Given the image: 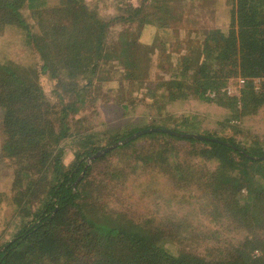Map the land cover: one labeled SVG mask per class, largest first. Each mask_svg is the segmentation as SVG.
Wrapping results in <instances>:
<instances>
[{
  "label": "trees",
  "instance_id": "trees-1",
  "mask_svg": "<svg viewBox=\"0 0 264 264\" xmlns=\"http://www.w3.org/2000/svg\"><path fill=\"white\" fill-rule=\"evenodd\" d=\"M209 1L0 0L2 50L3 37L16 31L32 51L28 63L0 53V214L13 207L19 216L12 240L0 246V264H264V159L246 155L264 156V139L252 141L228 128L264 106V0H231L230 29L209 30L201 52L199 46L174 58L177 49L167 48L162 65L171 64L170 77L161 81L166 95L159 97V82L147 86L144 99L115 101L125 111L157 107L159 114L147 108L141 126L106 132L80 116L79 108L91 104V121L96 118L102 98L97 87L112 82L116 64L129 68L127 80H139L150 68L151 39L178 43L185 23L196 21L195 10ZM119 25L136 26L151 39L121 40ZM43 78L50 81L52 99ZM231 80L240 86L239 96L226 88ZM189 98L228 110L223 128H205L196 113L171 110ZM153 128L224 143L154 131L94 156ZM68 138L80 145L73 167L65 169L62 143ZM146 139L157 144L141 154L134 149L131 166L97 168L109 167L114 152ZM4 169L11 171L5 188ZM138 173L151 191L159 187L158 194L190 204L188 217L199 224L187 217L155 221L145 210L140 219L134 208L126 212L105 199ZM138 204L149 210L148 202ZM189 229L198 232L199 246L197 235L187 236Z\"/></svg>",
  "mask_w": 264,
  "mask_h": 264
},
{
  "label": "rangeland",
  "instance_id": "rangeland-1",
  "mask_svg": "<svg viewBox=\"0 0 264 264\" xmlns=\"http://www.w3.org/2000/svg\"><path fill=\"white\" fill-rule=\"evenodd\" d=\"M78 1V0H76ZM79 1H89V0H79ZM231 0H211L208 2V5L203 9V11L195 10L198 15L193 18L196 21L186 22V29L184 26V32L182 34L181 39L178 43L174 44L172 39H169L168 44H162L161 40H154L147 34H143L142 31L136 26L130 25H119L116 29V34L120 35V39L128 38V39H141L142 42L148 43L149 38L151 39L152 47L151 55L149 57L150 61L147 63V66L150 68L146 71L142 72V77L139 80H127L126 73L129 68L125 66H118L117 64L114 66L112 82L105 83V86L100 87L98 85V89L101 90L100 96L102 97L96 105L98 109V114L95 116L93 121L91 118L94 115H91L93 111V107L91 104L81 106L79 110L81 111L80 116L88 115L90 118V122L94 126L93 129H99L100 131H119L130 127L132 124H136L137 126H141L145 123V119L149 117L147 108L150 110V113L154 114L158 113L157 107H150L147 103H143L146 105H137L130 106L132 107L129 111H125L120 105H115V101L119 100L121 97H128L130 99H136L137 101L144 99V94L148 95V85L155 86L160 82V87L157 89L161 91L163 89L164 93H160L159 97L165 94V89L162 88L163 83L161 81L163 79H168L170 77V72L167 68L171 65L168 60V66L162 65V60L166 58L169 53L171 47L177 49V51H172V56L175 58L178 54L184 53L185 51L189 52L190 49L198 48L199 52L201 49L206 47L204 45V37L207 35L209 30L213 28L221 29L224 32H228L231 25ZM105 6V12L108 13V10ZM191 12V11H190ZM29 14V13H28ZM27 16V15H26ZM29 19L31 15L29 14ZM34 20L31 19V23ZM181 24V23H179ZM162 31L161 33H163ZM142 33V35H141ZM112 34V33H111ZM115 34V35H116ZM139 35L141 37H139ZM3 36V35H2ZM0 37V40L2 39ZM112 37V36H111ZM162 38V36H160ZM5 40V45L3 46V50L0 46V53L6 54V56L11 59L18 60L22 63H28L30 59V55L32 53L31 49L24 43L22 40V35L19 32L10 31L6 36L3 37ZM166 41L165 38L162 39V42ZM112 42L110 39L109 44ZM161 43V44H160ZM172 43V44H171ZM168 48V50H167ZM164 52V53H163ZM147 53V52H145ZM4 56V57H6ZM8 57V58H9ZM3 59V58H2ZM173 59V67L175 66L177 60ZM210 62L213 64L216 63L214 59H211ZM147 79V80H146ZM140 81V84H135L134 82ZM166 82V81H165ZM43 90L49 99L53 98L52 89L50 81L47 78H43L41 80ZM143 83V84H142ZM259 83V82H258ZM142 84V85H141ZM259 85V84H258ZM165 86V85H164ZM107 87L109 89H107ZM239 85L234 81H229L227 85V89L230 90L231 94L239 96ZM258 87V86H257ZM259 88V87H258ZM122 90V91H121ZM168 93V90H167ZM169 96V93L167 97ZM170 97V96H169ZM110 98L109 101L106 99ZM149 106V107H148ZM171 110L179 111L180 113H196L199 116V120L202 122L203 127L209 128L212 130H220L223 128V123L226 118L229 116V111L224 110L215 104H208L203 102L202 100L189 98L183 102H177L173 106H171ZM1 115V114H0ZM79 116V117H80ZM234 126L237 129V135L247 137L248 139L254 141V139H264V106L260 107L256 114L245 115L237 124H231L228 128H233ZM223 131V130H222ZM221 131V132H222ZM3 134L0 128V144L2 142ZM155 141L152 140H143L138 142L136 145L132 146V148L125 149L126 151L122 152H114L107 161L109 167L101 168L104 170H112L117 168H127V165L131 166L132 163L135 162L133 155V150L135 149L137 153H144V150H150L154 148L153 146ZM157 144V143H156ZM80 145V143H76L72 138H68L63 141L62 147L65 150L64 155V168H72L73 163L75 162V154L73 153L74 149H76ZM128 166V167H129ZM10 170L4 169L1 175V185L5 188V185H10ZM139 173L135 176L130 175V183H125L124 185H116V190L112 196L106 195L105 199L110 201L113 206H116L117 209L120 210H129L135 209V216L141 219V214L143 211H146L147 217H151L155 219V221H163L167 218H172V220H181L187 217L188 220L193 221V225H198L199 221L194 217H188V214L192 215L191 210L192 206L188 203H183L180 201L181 197L177 199H173L170 197L169 193L158 194V190L151 191L149 187L145 184L141 183V179L139 178ZM137 181V183H136ZM117 183V182H116ZM129 187V188H128ZM164 187V185L160 186ZM112 189V188H110ZM8 191V190H7ZM149 195V196H148ZM184 194H180L182 196ZM148 196V197H147ZM147 197V198H146ZM146 198V199H145ZM145 199V200H144ZM144 201L148 202L149 210L147 211V207H143ZM175 216V217H174ZM199 219V215L196 216ZM19 221V216L16 214V210L13 207H5L0 214V246L10 240L14 233L16 232V225ZM189 233V234H188ZM188 235H197L198 238V246H199V235L198 232L194 229L188 230ZM200 248L202 252H204L205 244L200 240ZM215 244L214 241H208L207 246H211ZM199 250V249H198Z\"/></svg>",
  "mask_w": 264,
  "mask_h": 264
},
{
  "label": "water",
  "instance_id": "water-1",
  "mask_svg": "<svg viewBox=\"0 0 264 264\" xmlns=\"http://www.w3.org/2000/svg\"><path fill=\"white\" fill-rule=\"evenodd\" d=\"M154 131H162V132H166L168 134H174V135H177V136H183V137H187V138H196V139H206V140H211V141H218V142H222L224 143L223 141L219 140V139H215V138H209V137H205V136H202V135H196V134H183V133H177V132H174V131H171V130H168V129H162V128H153V129H143V130H140L134 134H131L130 136L126 137L125 139H122L121 141H118V142H115L113 143L111 146H108L106 148H104L102 151H99L97 152L94 156H100V155H103L104 153L120 146V145H123L131 140H134L136 138H138L139 136L143 135V134H146V133H151V132H154ZM248 157H251L253 159H264V156H252V155H249V154H246ZM93 156V157H94ZM92 157V158H93Z\"/></svg>",
  "mask_w": 264,
  "mask_h": 264
}]
</instances>
